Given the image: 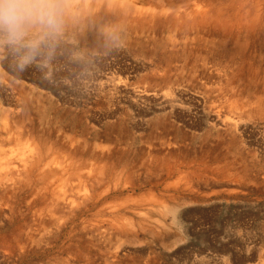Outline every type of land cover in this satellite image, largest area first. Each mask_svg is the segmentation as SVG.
I'll return each instance as SVG.
<instances>
[{
	"label": "rangeland",
	"instance_id": "374dc122",
	"mask_svg": "<svg viewBox=\"0 0 264 264\" xmlns=\"http://www.w3.org/2000/svg\"><path fill=\"white\" fill-rule=\"evenodd\" d=\"M181 1L195 7V0H175ZM251 2L250 8L264 0ZM263 19L248 18L259 24L249 37L245 26H231L228 32L242 31L238 40H219L223 30L205 22L94 28L87 38L66 29L23 70L7 49L0 52V109L8 116L0 149L13 160L10 173L36 149L56 150L106 211L91 236L80 219L37 233L28 192L26 200L24 193L6 197L0 264H258ZM230 122H237L232 133ZM119 215L130 219L123 231L110 227Z\"/></svg>",
	"mask_w": 264,
	"mask_h": 264
},
{
	"label": "bare ground",
	"instance_id": "6f19581e",
	"mask_svg": "<svg viewBox=\"0 0 264 264\" xmlns=\"http://www.w3.org/2000/svg\"><path fill=\"white\" fill-rule=\"evenodd\" d=\"M251 1L252 0H195L193 1L194 3H192L195 4V7H191L190 5L187 4V2L184 1L175 2V0H69L70 19L66 26V29L69 33L73 35H79L81 37L82 36L85 37L86 33L88 32L90 33L91 30H93L94 28L103 31H113L120 29L124 32H130L131 29L143 30L145 27L156 29V28H160L161 26L162 27L168 26L169 28L173 29L178 25H182L183 28H186L187 25L190 24L205 22V23L213 24L216 26V28H220L223 30L221 31V33L218 34L220 38L219 40L226 39V36L232 37V40L236 38L238 40L242 35V31L238 30V31L228 32L229 29H231V26L236 25L239 26V28L245 26L247 28L245 33L248 32L245 37H249L250 32L253 31L254 27H257L259 24L256 23L258 20L250 21L248 20V18L250 17L253 18L254 16L257 17L258 19L264 18V11H263L264 2L262 4L261 3L259 4L257 2L256 7L253 6L250 8V3L251 5L253 4V2ZM258 1H262V0H258ZM203 7L208 8L209 10H206L204 12L196 11V10H201V8ZM169 11H171V13ZM164 12H168V14H166L167 16L164 14ZM164 15L166 18H164ZM261 25H264V19H263V24ZM235 96L236 94L234 93L230 95V98L228 97L230 103L233 102L232 99H234ZM244 113L246 115V112ZM230 114L232 113L230 112ZM7 120H8V116H6L5 112H3L0 109V121H1L0 124L1 127L4 128L3 131H6L5 130L6 124H8ZM236 129H237V122L236 123L230 122L229 130L231 131V133ZM22 138H23L22 136L17 137V139L20 141ZM3 140L4 138L0 137V142ZM36 150L37 151L33 152L32 154L26 155L23 158V164L21 165V167L15 169V171L11 174L9 171V167L11 166V164H14L13 160L11 159V157L7 156L9 152L6 153L5 151L0 149V200L3 201L4 198L13 196L14 194L17 193H20L19 195H22L21 193H24V196L22 195V198L26 200L27 192H28L30 196V198L27 200L28 209L30 206L31 207L35 206V210L32 211L33 214H32V218H30L31 222L29 224L32 225V227H34L35 230H37V233L40 230L46 232V230H49L52 227H55L56 225H64V223H67L69 220L75 222L77 219H80V222L84 224L83 231L85 232V234L90 236L94 235L103 226L101 221L96 222L98 220L97 217H99L102 214L104 215L106 212L104 211V209L99 208L97 205L100 199L93 201L91 200L92 195H90L89 189L88 190L86 189V191L85 189L84 191H82L83 189L81 190L82 183L80 181L83 176L79 174H77L76 176L74 171H70L67 169L68 168L67 165H65L64 167L62 164L64 162H61L59 160L61 158L60 157L58 158L57 156L58 152H56V150L42 151L40 150V148ZM78 150H80V148ZM163 167L165 168V165ZM9 173L11 174V176L8 177L6 181H4L3 178L8 176ZM110 178L112 179V176ZM77 179H79V182L75 183V180L77 181ZM85 186L86 185H84V187ZM30 209L32 210V208ZM127 212H130L131 214L134 212V209L131 208L127 210L126 213ZM119 216L120 218L117 220L118 225H117V221L115 220L114 222L116 223L114 225L111 224L110 227L113 229H119L120 231L121 230L123 231L126 229L127 224L130 223L129 222L130 219L125 216H121V215ZM260 229L262 230L261 227ZM256 240H258V238ZM69 246H71L72 250L76 249L75 244H70ZM251 251L253 252V250ZM258 260H259L258 264H264V243L259 251Z\"/></svg>",
	"mask_w": 264,
	"mask_h": 264
},
{
	"label": "clouds",
	"instance_id": "9594fccd",
	"mask_svg": "<svg viewBox=\"0 0 264 264\" xmlns=\"http://www.w3.org/2000/svg\"><path fill=\"white\" fill-rule=\"evenodd\" d=\"M69 0H0V52L7 49L21 70L64 34Z\"/></svg>",
	"mask_w": 264,
	"mask_h": 264
}]
</instances>
